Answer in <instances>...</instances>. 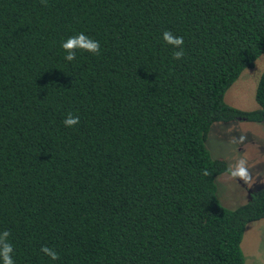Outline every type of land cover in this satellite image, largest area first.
I'll list each match as a JSON object with an SVG mask.
<instances>
[{
  "label": "trees",
  "instance_id": "obj_1",
  "mask_svg": "<svg viewBox=\"0 0 264 264\" xmlns=\"http://www.w3.org/2000/svg\"><path fill=\"white\" fill-rule=\"evenodd\" d=\"M80 33L99 51L68 61L62 43ZM261 53L264 0H0V235L14 264H244L264 186L223 206L227 164L205 139L212 121L264 122V64L256 107L223 99Z\"/></svg>",
  "mask_w": 264,
  "mask_h": 264
},
{
  "label": "rangeland",
  "instance_id": "obj_2",
  "mask_svg": "<svg viewBox=\"0 0 264 264\" xmlns=\"http://www.w3.org/2000/svg\"><path fill=\"white\" fill-rule=\"evenodd\" d=\"M263 64L264 53H261L227 87L224 101L241 109L256 107L254 89ZM205 143L212 156L222 157L227 163V170L214 178L215 193L223 206L234 207L244 202L252 190L264 186V122L212 121ZM240 161L244 162L247 178L231 174ZM240 247L244 264H264V217L245 224Z\"/></svg>",
  "mask_w": 264,
  "mask_h": 264
},
{
  "label": "clouds",
  "instance_id": "obj_3",
  "mask_svg": "<svg viewBox=\"0 0 264 264\" xmlns=\"http://www.w3.org/2000/svg\"><path fill=\"white\" fill-rule=\"evenodd\" d=\"M164 41L172 45L176 48H181L180 51H176L173 55L175 59H180L184 55L182 51L183 38L174 36L170 31H165L163 33ZM99 43L97 41L92 40L88 36L83 33H80L76 36L69 37L65 42L62 43V48L67 53L65 59L68 61H72L75 59V51L77 49H81L84 51H88L91 53H97L99 51ZM65 126L72 127L79 123L78 117H72L71 114L63 121ZM232 176H239L241 178H247V171L244 167V162L240 161L239 165L236 167L235 171H232ZM9 233L4 232L0 235V260H2L3 264H14L12 259L13 247L7 242V237ZM42 252L48 255L51 259H58V254L49 249L48 247H42Z\"/></svg>",
  "mask_w": 264,
  "mask_h": 264
},
{
  "label": "flooded vegetation",
  "instance_id": "obj_4",
  "mask_svg": "<svg viewBox=\"0 0 264 264\" xmlns=\"http://www.w3.org/2000/svg\"><path fill=\"white\" fill-rule=\"evenodd\" d=\"M237 120H239V119H237ZM226 164H227V163H226ZM262 187H263V186H262ZM246 192H248V191H246ZM248 199H249V196L247 197V199H245V201H247ZM245 201H244V202H245ZM242 203H243V202H242Z\"/></svg>",
  "mask_w": 264,
  "mask_h": 264
}]
</instances>
